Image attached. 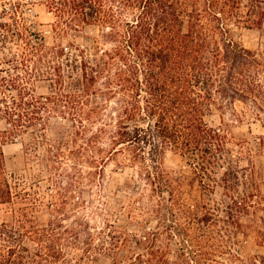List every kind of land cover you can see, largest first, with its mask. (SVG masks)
Wrapping results in <instances>:
<instances>
[{
	"label": "trees",
	"instance_id": "obj_1",
	"mask_svg": "<svg viewBox=\"0 0 264 264\" xmlns=\"http://www.w3.org/2000/svg\"><path fill=\"white\" fill-rule=\"evenodd\" d=\"M0 1V264H264L239 237L264 211V134L210 119L241 100L264 120V63L233 30L261 27L264 0ZM37 2L59 17V36L82 42L48 45ZM42 148L48 181L68 159L90 168L80 192L97 178L96 197L72 212L68 188L36 197L21 170ZM168 151L199 198L164 167ZM113 161L135 173L110 179Z\"/></svg>",
	"mask_w": 264,
	"mask_h": 264
},
{
	"label": "rangeland",
	"instance_id": "obj_2",
	"mask_svg": "<svg viewBox=\"0 0 264 264\" xmlns=\"http://www.w3.org/2000/svg\"><path fill=\"white\" fill-rule=\"evenodd\" d=\"M39 1V0H35ZM250 0H245V4ZM32 11L31 13L34 15V20L36 22V28L39 29L48 45L54 44H65L67 45L70 40H75L76 42H82V38L74 37L72 35L68 36H59L56 31V24H59V17L56 15L55 12L51 11L47 5L44 3L37 2L34 5L30 6ZM4 8L3 2L0 1V13ZM235 31V38L240 41L245 47L256 51L258 53L257 58L258 61L264 63V55H261L264 50V18L262 21V26H253V27H245L235 25L233 27ZM261 77L264 76V67H259ZM40 92H44V88L39 89ZM233 109H235V113L240 117L239 121H236L238 118L237 116L233 115ZM255 110L253 109L250 101H241L236 100L229 109H227L224 113L221 111H217L215 115H213L210 119L212 123L218 124L221 121H225L230 124V131L233 133H247L252 134L255 136L264 134V120L260 116H256ZM237 117V118H236ZM264 117V116H262ZM22 143L18 141L17 143L8 144L4 147L6 155L10 158L14 154H18L22 151ZM37 153V156H32L30 162L28 163L26 170H21L22 172H26L29 180L28 184L30 187V191L35 192L33 193L36 197L40 198V195L48 194V193H55L57 196V191H60V186L64 188H68V195L71 196V199L66 203V209L70 212L78 211L79 207L74 205L77 203L78 200L82 198L86 199H94L96 197L98 191V184L97 178L92 185L90 191H86L84 194L80 192V189L83 182L87 179L85 176H88V172L90 170L87 166H80L74 165L72 162H69L68 159H64L63 166L60 169L53 170L55 173L53 174V180L48 181L47 177L51 174L47 171L44 167V162L42 161V152ZM68 153V151L66 152ZM67 157V154H66ZM257 166L258 168L264 165V159L261 157V162L258 160ZM164 167L174 173L178 174L180 172H184L187 175V178L184 180V189L189 193L191 197L199 198L201 196L200 186L197 182H190L191 176V168L187 165V162L183 157L180 155L168 151L166 156L163 160ZM246 164V162H244ZM19 167H24L22 163L18 162ZM83 172V175H82ZM135 173V170L129 167L124 168H117L115 161L111 162L106 168V175L110 177V179H114L117 182H122L126 177H130ZM43 175L44 179L39 181L41 176ZM56 180H60L59 187H56L54 184ZM107 180V177H106ZM54 181V183H53ZM82 181V182H81ZM115 181V182H116ZM258 187H259V195L263 198L264 201V176L257 179ZM89 185V184H88ZM62 189V192H65ZM92 189V190H91ZM37 192V194H36ZM219 196V193L216 197ZM46 199H49L46 197ZM259 200V197L257 198ZM71 201V202H70ZM20 203H16V207L19 206ZM11 212V208L7 207L6 205L3 206V214L5 212ZM258 219H256L255 225L252 229H243L244 231H248L249 236H244L240 234L239 237L243 240V247L241 252L243 256L248 257L251 255L256 254H264V244H260L258 241L259 235L264 233V211H259ZM49 218L48 214H44L42 219L47 220ZM249 223V222H248ZM155 223L153 222L151 225L153 226ZM136 228V227H133ZM138 231V229H133ZM94 264H112L111 259L108 257H101L96 263Z\"/></svg>",
	"mask_w": 264,
	"mask_h": 264
}]
</instances>
